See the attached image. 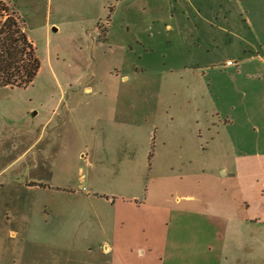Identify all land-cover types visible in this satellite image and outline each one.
<instances>
[{"label":"rangeland","instance_id":"374dc122","mask_svg":"<svg viewBox=\"0 0 264 264\" xmlns=\"http://www.w3.org/2000/svg\"><path fill=\"white\" fill-rule=\"evenodd\" d=\"M0 1L24 19L40 60L28 86L0 87V264H94V207L75 202L67 189L85 193L91 176L100 190H142L143 180L150 183L142 155L155 141L143 117L165 113L161 101L183 95L190 141L194 116L224 108L213 91L228 84L226 60L239 52L200 48L211 40L204 0ZM211 61L210 80L203 79ZM117 95L125 107L116 123L106 107ZM136 96L146 101L133 109L127 100ZM88 216L89 223L79 221ZM252 255V264H264V243L254 244Z\"/></svg>","mask_w":264,"mask_h":264},{"label":"crops","instance_id":"0c3cea01","mask_svg":"<svg viewBox=\"0 0 264 264\" xmlns=\"http://www.w3.org/2000/svg\"><path fill=\"white\" fill-rule=\"evenodd\" d=\"M203 7L210 12L204 23L211 40L200 48L224 45L239 52L235 64H225L228 84L221 91L214 86L213 96L224 108L203 119L194 116L189 141L184 96L164 99L165 113L143 117L155 140L142 155L150 183L143 180L142 190L118 193L94 187L90 176L85 193L67 189L75 202L94 207L89 212L97 223L88 228L94 232L91 243L100 248L94 264H252L254 244L264 243V66L258 64L264 63V0H204ZM212 66V61L205 65L203 79L210 80ZM208 90L212 93L210 84ZM145 101L127 100L133 109ZM124 107L125 97L117 95L106 110L117 123L124 121ZM82 212L78 208L76 215Z\"/></svg>","mask_w":264,"mask_h":264},{"label":"trees","instance_id":"16d2710c","mask_svg":"<svg viewBox=\"0 0 264 264\" xmlns=\"http://www.w3.org/2000/svg\"><path fill=\"white\" fill-rule=\"evenodd\" d=\"M0 11L4 17L0 22V87H26L40 69L35 45L25 31L24 19L1 1Z\"/></svg>","mask_w":264,"mask_h":264},{"label":"built area","instance_id":"2783aa9c","mask_svg":"<svg viewBox=\"0 0 264 264\" xmlns=\"http://www.w3.org/2000/svg\"><path fill=\"white\" fill-rule=\"evenodd\" d=\"M236 63V60H227L226 61V65H232V64H235Z\"/></svg>","mask_w":264,"mask_h":264}]
</instances>
